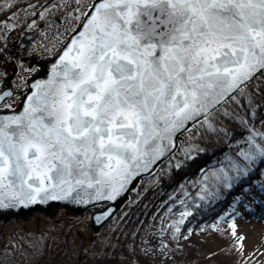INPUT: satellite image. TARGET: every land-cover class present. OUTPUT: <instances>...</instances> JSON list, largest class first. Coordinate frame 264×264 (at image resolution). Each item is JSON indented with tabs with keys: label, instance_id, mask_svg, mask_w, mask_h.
<instances>
[{
	"label": "snow or ice",
	"instance_id": "snow-or-ice-1",
	"mask_svg": "<svg viewBox=\"0 0 264 264\" xmlns=\"http://www.w3.org/2000/svg\"><path fill=\"white\" fill-rule=\"evenodd\" d=\"M82 7V27L47 78L32 82L23 107L5 102L16 93L0 91V108L12 109L0 112V210L114 201L175 147L178 132L201 120L225 137L221 117L246 129L234 141L246 163L226 155L214 184L231 189L264 164V119L261 128L254 123L264 105L249 91L264 70V0H92ZM228 101L239 107L223 108ZM259 190L264 195V183ZM231 219L243 254L246 237Z\"/></svg>",
	"mask_w": 264,
	"mask_h": 264
},
{
	"label": "trees",
	"instance_id": "trees-1",
	"mask_svg": "<svg viewBox=\"0 0 264 264\" xmlns=\"http://www.w3.org/2000/svg\"><path fill=\"white\" fill-rule=\"evenodd\" d=\"M8 1L0 0V17L4 16L8 11ZM24 13L20 15L19 21L14 28L0 27V64L5 56V49L9 44L19 40L20 35L26 30L29 20L34 18L31 11ZM52 52L51 48L46 54L49 55ZM257 85L259 86V90H257ZM249 91L254 94V100L257 105H264V73L252 81L249 85ZM243 104L244 107L240 108V111L247 109L246 100L243 101ZM222 107L236 110L239 106L232 101H228ZM248 111L250 112L251 110L248 109ZM219 113L220 110L217 111L216 115L219 116ZM261 119H264V107L257 109V118L254 123L258 128H261ZM218 123L221 126L227 127L231 135L225 137L223 133L210 132L206 126H202L203 121H201L200 124L193 126L180 137L178 151L170 159V162L162 166L155 175L161 186L166 190L170 189V184L165 178L167 173L175 177L174 186L176 185L177 187V184H181L186 188L188 197L185 200V204L199 214V219L204 221V227L209 233L207 241L204 242L198 251L191 249L185 254L177 247L175 237L172 236V230L167 229L166 250L172 264H241V255L234 243L236 237L232 235V229L227 222V216H225L231 204L226 206L224 199L232 194L233 189L225 188L222 183L214 184L213 180L214 173L217 171L216 169L222 165H228L229 161L226 159V155L233 156L242 164L246 163L238 155V151L234 150L233 147L230 148V144L235 140L243 139L246 129L239 122L223 117L218 120ZM202 148H206L208 152L206 154L200 153L199 150ZM193 152L196 153L197 159L191 162L188 156ZM178 162L183 164V167L179 170L175 168V163ZM210 164H214V169H208L206 173L202 174L200 169ZM257 165L261 166L259 162ZM232 174L235 175L234 172ZM205 176L208 177L207 180L204 179ZM241 182H245V178ZM204 185L207 186L205 187ZM143 190H145L146 195L150 193L149 183H141L137 192H142ZM213 190L217 191L219 195L211 196L207 199H204L203 196H197V192H209ZM242 191L249 193L245 187L242 188ZM142 214V211L136 212V218H140ZM83 221L84 219L80 220V222ZM50 223L51 226L47 227L46 232H43L44 235L48 234V236H51V239L47 241L48 245L45 247L44 252H42L41 245L38 247L33 245L34 242H32L29 236L26 238L21 236L24 239L18 236L15 246H13L17 249L14 256H17L19 251H22L24 258H30L26 264H135L131 255L125 250L122 252L114 250L109 256L107 254L101 256L98 254L100 245L96 243H91V248H73L69 237L75 234V231L64 227L62 224H57L56 221H51ZM216 224L217 229L213 227ZM134 225L137 226V222ZM133 243L139 255L138 264H150L140 256L141 243L138 241H133ZM1 249L2 244L0 242ZM29 250L31 251V255L27 257V255H24V251Z\"/></svg>",
	"mask_w": 264,
	"mask_h": 264
},
{
	"label": "rangeland",
	"instance_id": "rangeland-1",
	"mask_svg": "<svg viewBox=\"0 0 264 264\" xmlns=\"http://www.w3.org/2000/svg\"><path fill=\"white\" fill-rule=\"evenodd\" d=\"M35 1L9 0V11L5 17L0 18V27H13L18 20L19 12L23 8L32 7ZM86 1L88 0H52V3L40 14L38 21L31 25V28L37 31V37L28 47V51L25 54L20 53L18 57H12L10 54L5 55L4 60H6V63L3 64L2 69L0 68V81L4 77L5 72L10 73L15 66H20L17 63L18 59H23L24 63L21 66L20 73L17 75L14 85L17 90H25L26 79L35 72L26 70L30 67H28L30 55L34 52L42 54L47 51L49 46L57 50L67 34L73 29L72 24H75V21L77 22L80 19L84 10L82 5H85ZM74 12L75 14H73ZM55 17L62 19L63 24L58 23ZM31 67L37 68L36 66ZM21 77L25 79L22 81ZM19 99L20 97L17 96L16 100L11 101L10 104H15ZM230 145L234 150L238 151L234 142ZM202 152L204 153V151ZM196 158L195 155L190 157L192 160ZM179 165V167L176 165V169L182 166V164ZM261 165L264 166V164ZM210 167L212 165L208 166V168ZM261 168L263 167L257 165L253 174ZM206 170L207 167L200 169L202 173ZM165 178L170 184V189L164 190L159 180L154 178L149 183L150 194L147 197H144L143 191L129 200L125 209L108 226V233L103 237V242L98 250L99 255H109L114 249H117L119 252L125 250L131 255L133 262L138 264L139 255L138 251L134 248V244L128 245L125 243L128 238H135L134 235L126 237L129 230L128 226L135 220V217L131 214L134 208L142 211L150 209L149 214H147L149 217H147L146 213L143 215L142 226L145 227L143 230L144 235H140L143 238L140 239L143 240V245L140 248V256L150 262V264H172L171 258L166 251L167 229L172 230V236L177 240V247L184 253H188L191 249L198 251L204 242L207 241L209 233L204 228V221L198 220L199 215L191 209L188 215L183 217L181 215L185 211V207H187L184 204L188 196V191L181 184H177V187L176 185L174 186L175 177L170 173H167ZM260 183H264V181ZM159 194L162 195L161 199L157 198ZM257 196L259 199H253L249 204L250 207L241 206L238 215L235 216L237 232L243 233L246 237L243 254L240 253L241 264H264V252L261 251V248H264V195H260L259 185ZM242 197L250 201L247 195H243ZM181 219H183V223L174 225V221ZM48 223V219L33 215L27 221L14 223L11 228L24 226L35 229L37 226ZM176 227L180 229L179 232H175ZM215 228L217 229L218 227L216 226ZM123 240L124 243H121ZM162 244L164 245L163 247Z\"/></svg>",
	"mask_w": 264,
	"mask_h": 264
},
{
	"label": "water",
	"instance_id": "water-1",
	"mask_svg": "<svg viewBox=\"0 0 264 264\" xmlns=\"http://www.w3.org/2000/svg\"><path fill=\"white\" fill-rule=\"evenodd\" d=\"M87 11V10H86ZM82 27V19L75 28L77 31ZM73 32V31H72ZM72 32L67 36L66 40L63 42L57 53L51 57V58H41L39 54H33L30 57V63H35L38 66V71L31 75L30 77L27 78L26 80V91H14L11 84H10V79L7 77L2 81V86L0 88V91H6V90H11L13 93H19L22 94L21 99L19 103L13 108L15 109H21L23 107V101L26 98V94L30 91H32L31 84L35 79H46L47 78V73L50 70V66L52 63L55 62L56 58L58 55L61 53L64 47H66L67 43L70 42V37L72 35ZM35 33H27L22 36L20 42L17 45H10L9 49H7V52L13 54L14 56L17 55L16 52H13L12 50L16 49H24L30 41L34 38ZM264 70H261L260 72H263ZM258 72L257 75L260 73ZM14 96V95H13ZM10 110H0V112H9ZM192 124L190 123L188 128L191 127ZM185 131H180L175 135V147H170V151L168 154H166L164 157H161L156 164L149 169L147 172L141 173L138 177H136L132 183L127 187V189L114 201L111 200H100L96 202L89 203L88 205H76V204H69L65 203L63 201H49L47 203H36L34 205H29V206H21L18 208L14 209H8V210H0V220L1 221H8L11 218H22L25 219L26 217H29L33 214L34 211H40L44 212L46 215L49 217H53L58 210H65L68 213L77 215V214H82L87 208L92 207L94 205H102L100 207L99 211H96L92 216H91V226L94 229V231H98V229L109 219H111L117 211L120 210L122 205L128 200L129 194L132 190L135 189L137 186L138 182L140 181L141 178L150 175L160 164H162L169 156H171L177 149L178 147V138L179 136L184 133ZM109 209H111L110 212H108L107 216H100L99 221H97L96 217L102 213L106 212Z\"/></svg>",
	"mask_w": 264,
	"mask_h": 264
},
{
	"label": "bare ground",
	"instance_id": "bare-ground-1",
	"mask_svg": "<svg viewBox=\"0 0 264 264\" xmlns=\"http://www.w3.org/2000/svg\"><path fill=\"white\" fill-rule=\"evenodd\" d=\"M183 134V133H182ZM159 167H157L150 175H148L149 177V183L151 180H153L154 178H157L155 175L158 172ZM158 179V178H157ZM139 193H134L131 192L129 194V198L128 200L122 205V207L120 208L119 211H117L115 213V215L109 219L107 222H105L99 229L98 231H94V229L91 226V216L96 212L99 211L100 208L97 205H94L92 207L87 208L82 214H77L75 217L74 216H62L57 220V224H62L64 227L67 228H71L72 231H75V234L71 235V237H69V240L72 241V247H80L81 249H86V248H91V243H96L98 245H101V243L103 242V237L106 236V234L108 233V226L112 223V221L114 220V218L123 210L125 209V207L127 206V204L129 203V200L131 198H134L138 195ZM146 197V196H144ZM162 195H158L157 198L161 199ZM136 212L137 210L134 208L131 211V214L135 217V220L133 222L130 223L129 230L127 233L126 237L132 236L134 235L135 238L131 239L128 238L125 243L129 244H134L133 241H138L139 243H141L140 246L143 245V239L141 236L144 235V226H142V220H143V216H141L140 218H136ZM150 209H147V214H149ZM33 215H38V216H42L45 218V213L44 212H40V211H34ZM147 217H149V215H147ZM84 219L83 222H80V220ZM17 220H24L22 218H17ZM137 222V226L134 225V223ZM14 224V218H11L10 220L6 221V222H0V232L1 233H5V232H9L11 231L13 228H11ZM51 226V223L42 225V226H37L35 227V229H31V228H26L24 226L19 227V229H15L13 231L10 232V236H9V240L15 245L17 242V237L20 236L21 239H24L22 237H27V235L29 236V238L32 240V242H34V246L38 247L39 245H41V249L42 252L45 251V247L48 245L47 241L48 239H51V236H48V234H43V232H46L47 227ZM11 228V229H10ZM22 236V237H21ZM139 238V239H138ZM124 241V240H123ZM6 242H8V239L6 240ZM124 243V242H121ZM135 248V245H134ZM17 249L14 247H2V249L0 250V263L1 264H26V262L28 260H30V258H24L23 256V252L19 251V254L17 256H14L16 253ZM24 255H27V257H30L31 255V251H24Z\"/></svg>",
	"mask_w": 264,
	"mask_h": 264
},
{
	"label": "flooded vegetation",
	"instance_id": "flooded-vegetation-1",
	"mask_svg": "<svg viewBox=\"0 0 264 264\" xmlns=\"http://www.w3.org/2000/svg\"><path fill=\"white\" fill-rule=\"evenodd\" d=\"M73 14H75V13H73ZM56 19H57V17H56ZM61 23H62V21H61ZM0 234H1V232H0ZM6 234H8V235H3V237L0 235V238L2 239V238H4L5 240H7L8 239V242H5L6 244H11L12 242L9 240V236H10V232H6Z\"/></svg>",
	"mask_w": 264,
	"mask_h": 264
}]
</instances>
